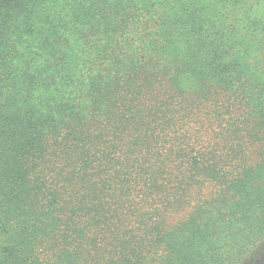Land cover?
<instances>
[{
    "label": "trees",
    "instance_id": "16d2710c",
    "mask_svg": "<svg viewBox=\"0 0 264 264\" xmlns=\"http://www.w3.org/2000/svg\"><path fill=\"white\" fill-rule=\"evenodd\" d=\"M0 264H264V0H0Z\"/></svg>",
    "mask_w": 264,
    "mask_h": 264
}]
</instances>
